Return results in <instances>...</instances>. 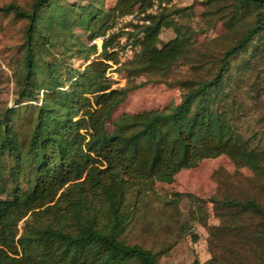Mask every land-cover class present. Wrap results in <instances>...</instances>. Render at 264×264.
I'll return each instance as SVG.
<instances>
[{"label":"trees","instance_id":"1","mask_svg":"<svg viewBox=\"0 0 264 264\" xmlns=\"http://www.w3.org/2000/svg\"><path fill=\"white\" fill-rule=\"evenodd\" d=\"M203 5L206 28L219 9L218 18L230 15L218 54L201 51L194 38L206 29L189 21L191 6L172 0L0 6V15L24 22L13 106L0 111V264H158L163 252L129 243L128 228L156 183L169 184L180 170L220 155L250 170L261 194L221 201L234 215L209 231L231 260L213 255L209 264H264V147L237 123L250 77L263 82L264 96V0ZM134 12L141 24L113 30ZM241 20L245 27L237 32ZM166 29L174 37L163 42ZM82 36L102 37L100 52ZM72 38L80 42L68 43ZM128 44L137 48L120 62ZM179 63L189 75L168 82ZM114 67L125 74L124 87H113ZM141 76L176 86L179 102L112 119L127 94L144 85L134 83Z\"/></svg>","mask_w":264,"mask_h":264},{"label":"rangeland","instance_id":"2","mask_svg":"<svg viewBox=\"0 0 264 264\" xmlns=\"http://www.w3.org/2000/svg\"><path fill=\"white\" fill-rule=\"evenodd\" d=\"M32 0H0V6L10 2L26 7ZM76 1V0H66ZM80 1V0H77ZM115 0H100L104 7L110 6ZM205 0H172L177 7L191 6L189 21L194 28H205L195 36V43L202 46L201 51L218 54L222 51L225 40L221 37L227 34L225 21L218 18L224 14V9H219L213 15L215 21L209 28L202 22L205 12ZM86 3V1H83ZM158 11L155 6L149 10L151 13ZM136 23L123 21L114 25L113 30L122 29L125 32L132 30V25L141 24L142 15L136 14ZM23 21L14 20L11 16L0 15V111L5 107L13 106V71L21 57L20 45L23 40ZM245 27L241 20L236 25L240 32ZM76 32V31H75ZM174 37L171 29L162 31L161 40L168 41ZM82 43L86 46L95 44L100 52L101 42L91 43L82 36ZM72 38L70 42H80ZM125 35L119 39L123 44ZM204 46V48H203ZM135 46L126 45L125 51L120 54V62L128 59ZM129 50L130 53L126 54ZM200 50V49H199ZM124 55V56H123ZM92 56H90V59ZM75 68L82 65L81 60H72ZM187 65L179 63L173 66L167 81L189 75ZM259 75L264 76V61L259 65ZM114 88L127 85L125 74L116 70L108 73ZM145 82L136 90L130 91L124 101L117 107L112 119L122 113H137L144 110L162 109L179 102V90L176 86H167L164 83L146 81L145 76L135 79L134 83ZM263 82L260 78L250 77L243 88L246 96L242 99L243 107L238 116L237 123L242 133L246 136L256 134L254 142L264 147V96L261 94ZM259 186H255L254 174L247 168L236 169L231 161L224 155L201 160L196 167L182 169L171 183H156L154 193L146 198L143 208L137 213L132 225L126 232L129 243H138L154 251H162L158 257V264H209L211 258L223 257V261L231 260L224 241L218 242L211 235L209 229L218 227L231 221L233 212L221 204L224 199L260 196ZM214 198L217 202H208ZM22 227V224H19ZM196 237V241L193 240ZM218 243V247L215 244ZM233 256H241L233 255Z\"/></svg>","mask_w":264,"mask_h":264},{"label":"built area","instance_id":"3","mask_svg":"<svg viewBox=\"0 0 264 264\" xmlns=\"http://www.w3.org/2000/svg\"><path fill=\"white\" fill-rule=\"evenodd\" d=\"M136 14H137V12H134V13H131V14H129V15H126V16H124V17L118 19L117 22H116V25L122 23L123 21H124V22L127 21V22H130V23H136V20H135ZM102 39H103L102 37L97 38L96 40H93L91 43L101 42ZM128 53H130L129 50H127V51H126V54H124V55H127ZM130 54H131V53H130ZM124 55H123V56H124Z\"/></svg>","mask_w":264,"mask_h":264}]
</instances>
